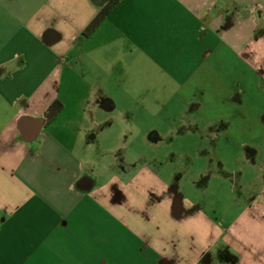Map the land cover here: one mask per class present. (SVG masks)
Segmentation results:
<instances>
[{"label":"crops","instance_id":"obj_1","mask_svg":"<svg viewBox=\"0 0 264 264\" xmlns=\"http://www.w3.org/2000/svg\"><path fill=\"white\" fill-rule=\"evenodd\" d=\"M108 1L0 0V264H264V0H121L83 36ZM163 98L241 150L244 197L217 208L223 155L96 154Z\"/></svg>","mask_w":264,"mask_h":264},{"label":"rangeland","instance_id":"obj_2","mask_svg":"<svg viewBox=\"0 0 264 264\" xmlns=\"http://www.w3.org/2000/svg\"><path fill=\"white\" fill-rule=\"evenodd\" d=\"M158 78L159 77L157 76V78H155L154 80ZM162 100L168 102L167 104L169 107L167 106V114L158 113L157 108H153V110H151V113L145 115L114 114V118H117L114 120V122H116L117 124L114 123L113 125H107L103 129V131L99 130L100 137L98 139L102 141L103 145H96V147H94V149L96 150V154L98 153L99 155L101 151H98L102 149V155L105 160L111 159V153L124 156H135L139 153L164 154L168 155L169 157L174 156V159L172 161L173 163H169V165L172 166H175L177 164L182 165L183 156H185L184 161H187L188 157L197 155H203L205 157L212 156L214 154L223 155L227 160L226 168L228 170H231L233 174H237L236 177L238 181L236 183V177H230L232 182L235 183V186L237 187L235 193L230 192V189L229 187H227V185L223 184L222 186L220 183H214V181L211 183L210 186L216 189V193L214 195L216 206L217 208H220L234 202L233 196L237 198L244 197L245 195L243 194L245 191L244 188H242L243 181L245 180V182L248 181V183H250L252 177L247 175V171H250V169L248 168H246L247 170L243 173V178L240 177V172L236 173V171H238L240 168V162L235 163L234 159L241 156V150H237L233 146V143L229 142L221 134L217 126H209L203 121H200L197 127L188 126V124H190V121L197 118V116L191 111L190 106H186L183 99L163 98ZM129 116L134 118V123L133 121H131V118H126ZM162 117L169 123H176L174 124V130L167 131V143L162 146H160L159 144L152 146H149L148 144L143 145V138L148 137L153 141L158 140L159 138H163V136L159 134L163 133V131H158L155 129H143L150 124L157 125L161 123L159 119ZM132 141H135L134 144H132ZM100 164L101 167L104 168L107 166L110 167L112 163L110 161H104V163ZM95 165L96 168L99 167V163L94 162V166ZM241 165L244 166L245 161H242ZM250 184L255 185V182ZM228 210L232 213V207L230 205L228 206ZM235 212L236 211H234L233 209L234 214Z\"/></svg>","mask_w":264,"mask_h":264},{"label":"trees","instance_id":"obj_3","mask_svg":"<svg viewBox=\"0 0 264 264\" xmlns=\"http://www.w3.org/2000/svg\"><path fill=\"white\" fill-rule=\"evenodd\" d=\"M120 1L121 0H109L85 28L83 36L91 35ZM62 108L63 103L59 100L55 101L45 112V122L47 124L50 123L59 114Z\"/></svg>","mask_w":264,"mask_h":264}]
</instances>
